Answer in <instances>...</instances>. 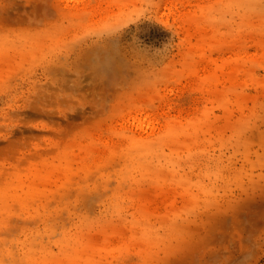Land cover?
<instances>
[{
	"label": "rangeland",
	"instance_id": "rangeland-1",
	"mask_svg": "<svg viewBox=\"0 0 264 264\" xmlns=\"http://www.w3.org/2000/svg\"><path fill=\"white\" fill-rule=\"evenodd\" d=\"M0 264H264V0H0Z\"/></svg>",
	"mask_w": 264,
	"mask_h": 264
}]
</instances>
